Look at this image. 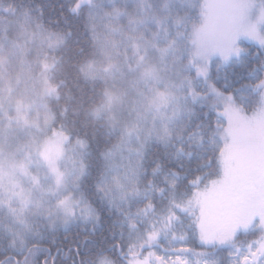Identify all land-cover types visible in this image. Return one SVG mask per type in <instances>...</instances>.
I'll list each match as a JSON object with an SVG mask.
<instances>
[{
  "label": "snow or ice",
  "instance_id": "snow-or-ice-1",
  "mask_svg": "<svg viewBox=\"0 0 264 264\" xmlns=\"http://www.w3.org/2000/svg\"><path fill=\"white\" fill-rule=\"evenodd\" d=\"M0 264H264V0H0Z\"/></svg>",
  "mask_w": 264,
  "mask_h": 264
}]
</instances>
